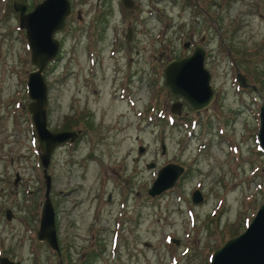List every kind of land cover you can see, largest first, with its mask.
<instances>
[{"label":"rangeland","instance_id":"1","mask_svg":"<svg viewBox=\"0 0 264 264\" xmlns=\"http://www.w3.org/2000/svg\"><path fill=\"white\" fill-rule=\"evenodd\" d=\"M11 1L0 0V255L19 264H208L264 200V0H133L136 11L120 0H70L42 71L48 128L81 129L47 165L58 256L35 237L44 183L26 109L33 65ZM20 1L29 10L39 0ZM195 43L214 98L197 115L183 101L177 115L162 66ZM166 162L183 171L151 196ZM195 188L201 199L192 202Z\"/></svg>","mask_w":264,"mask_h":264},{"label":"water","instance_id":"2","mask_svg":"<svg viewBox=\"0 0 264 264\" xmlns=\"http://www.w3.org/2000/svg\"><path fill=\"white\" fill-rule=\"evenodd\" d=\"M121 3L126 10L136 11L138 8L132 0H121ZM11 6L16 11L18 26L24 29L29 49V62L33 65V69L27 72L25 82L26 95L29 99L26 109L32 125L31 134L37 141L39 149L38 159L44 183L35 237L45 241L50 249L58 253L54 211L49 198L50 176L47 165L53 149L65 142L73 141L79 129L50 130L48 128L46 123L47 84L42 71L59 49L60 41L55 36V32L65 26V18L71 10L70 2L69 0H39L31 9L26 10L25 2L12 0ZM76 15L80 17L79 10L76 11ZM130 39L131 28L127 27L126 41L129 42ZM188 44L187 40L183 42V46ZM203 54L204 49L201 43H195L188 54L172 57L164 62L163 82L168 92L178 98L170 103L172 113H180L181 99L198 112L214 98V92L209 83V71L203 65ZM235 78L240 86H247L245 77L239 71L235 72ZM257 139L259 145L264 148V102H261L258 107ZM160 146L163 151V142ZM137 149L140 152L143 146L138 145ZM182 171L183 166L178 163H164L157 169L155 177L147 188V193L154 196L171 187ZM16 179L17 174L13 182ZM190 199L192 202L199 201L200 191L193 189ZM4 216L6 219L10 218L9 208L4 209ZM172 241L177 242V239L172 238ZM0 264H19V261L0 255ZM208 264H264V200L256 208L245 228L237 235L226 239L212 252Z\"/></svg>","mask_w":264,"mask_h":264},{"label":"flooded vegetation","instance_id":"3","mask_svg":"<svg viewBox=\"0 0 264 264\" xmlns=\"http://www.w3.org/2000/svg\"><path fill=\"white\" fill-rule=\"evenodd\" d=\"M187 41H189V42H191V37H190V39L189 40H187ZM131 62H132V59H131V57H128L127 58V60H126V66H127V68H130V64H131ZM177 99V98H176ZM176 99H174V100H176ZM183 99H181V105L183 104ZM200 113V110L198 111V112H195L194 111V114H199ZM180 114V113H179ZM178 114V115H179ZM184 115H185V112H184ZM88 124L85 122L84 124H83V127H84V129H83V131L84 132H87V130H88ZM60 129H62V128H60ZM76 129H79V127H77ZM81 130V129H80ZM55 253H56V255L58 256V255H60V251L57 253L56 251H55ZM59 261H61V259L60 258H58V264H59ZM61 264H62V262H60Z\"/></svg>","mask_w":264,"mask_h":264},{"label":"trees","instance_id":"4","mask_svg":"<svg viewBox=\"0 0 264 264\" xmlns=\"http://www.w3.org/2000/svg\"><path fill=\"white\" fill-rule=\"evenodd\" d=\"M66 127V126H65Z\"/></svg>","mask_w":264,"mask_h":264}]
</instances>
